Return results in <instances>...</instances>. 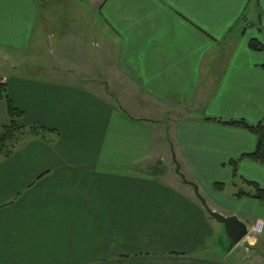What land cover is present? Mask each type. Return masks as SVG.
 Returning a JSON list of instances; mask_svg holds the SVG:
<instances>
[{
	"label": "crops",
	"instance_id": "0c3cea01",
	"mask_svg": "<svg viewBox=\"0 0 264 264\" xmlns=\"http://www.w3.org/2000/svg\"><path fill=\"white\" fill-rule=\"evenodd\" d=\"M251 41L264 0H0V81L38 129L0 155V264H264L257 134L223 123L264 125ZM176 163L260 236L229 250Z\"/></svg>",
	"mask_w": 264,
	"mask_h": 264
},
{
	"label": "trees",
	"instance_id": "16d2710c",
	"mask_svg": "<svg viewBox=\"0 0 264 264\" xmlns=\"http://www.w3.org/2000/svg\"><path fill=\"white\" fill-rule=\"evenodd\" d=\"M250 47L255 51H264V48L254 41H251ZM0 101H6L8 103V110H9V117H10V124L9 126L5 127L3 130L0 131V155L8 156L12 153V150L19 142V137L22 134L21 132L24 131L19 125L18 120L21 118L22 113H20L17 109H15L14 105L9 99L8 90L5 83L0 81ZM225 124L231 125H238L247 129L252 130L257 134L258 143L257 148L254 153L248 155L249 158L264 163V125H256L251 126L244 121H230V122H223ZM25 134V133H24ZM36 136L38 135L37 128H31L29 130L28 135ZM238 161L232 163L234 170L236 171ZM221 186H218L220 188ZM255 192L253 194H247L244 191L239 193V196H251L259 201L264 202V189L260 188L257 185H254Z\"/></svg>",
	"mask_w": 264,
	"mask_h": 264
},
{
	"label": "water",
	"instance_id": "95a60500",
	"mask_svg": "<svg viewBox=\"0 0 264 264\" xmlns=\"http://www.w3.org/2000/svg\"><path fill=\"white\" fill-rule=\"evenodd\" d=\"M176 173L184 184L193 188L196 198L200 201L206 213L217 223L223 226L224 235L227 238L228 249L231 250L240 244L248 235L247 225L241 221L236 215L225 216L210 209L206 200L201 196L199 188L196 184L186 180L185 176L180 172V166L176 163Z\"/></svg>",
	"mask_w": 264,
	"mask_h": 264
},
{
	"label": "rangeland",
	"instance_id": "374dc122",
	"mask_svg": "<svg viewBox=\"0 0 264 264\" xmlns=\"http://www.w3.org/2000/svg\"><path fill=\"white\" fill-rule=\"evenodd\" d=\"M61 1H63V2H66L67 0H61ZM70 10V11H69ZM69 11V13L71 12V8L68 6L67 8H65V10L62 12V11H60L59 13H60V21H61V23L63 22V20H64V14L63 13H67ZM200 112V111H199ZM167 121V120H166ZM31 129V128H30ZM29 129V130H30ZM29 130H27V132L29 133ZM27 132H25V130L24 131H22L21 133V135H20V137H19V141H20V144L23 142V139L24 138H26L27 136L26 135H28V133ZM25 133V134H24ZM16 146H17V144H16ZM168 171H169V174H170V177H171V179H173V180H176V181H180V183H181V180H180V177L175 173V166L174 165H170L169 166V169H168ZM240 188V190L241 191H245L246 193H247V190H248V188L246 187V185L244 186V187H239ZM235 191V190H234ZM231 192H233V190H231V189H227V191H226V195H228V196H231ZM245 199H247V198H245ZM222 202L224 203V204H226L225 203V201L224 200H222ZM243 204V203H242ZM242 204H236V205H234L233 207H231L230 205V207L231 208H233V209H235V210H238V211H240L241 209H242ZM244 205V204H243ZM257 229H255V228H253V229H251V234H250V236L251 237H253L254 239H257V237H259L260 236V234H261V232H259V230H257ZM248 241H247V239L245 240V243H247ZM245 245H247V244H245ZM248 245H249V243H248ZM249 247V246H248ZM246 248H247V246H246ZM236 255H237V253H239V252H241V248L240 247H238L237 249H236ZM243 258H245V259H247V252H246V254H242V252H241V257H240V259H243ZM243 263V262H242Z\"/></svg>",
	"mask_w": 264,
	"mask_h": 264
}]
</instances>
